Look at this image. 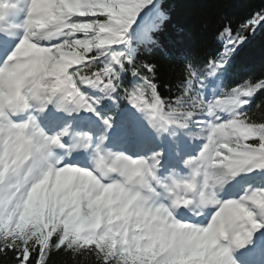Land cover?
Instances as JSON below:
<instances>
[{
    "label": "snow or ice",
    "instance_id": "obj_1",
    "mask_svg": "<svg viewBox=\"0 0 264 264\" xmlns=\"http://www.w3.org/2000/svg\"><path fill=\"white\" fill-rule=\"evenodd\" d=\"M170 21L164 0H0V264H264V75L216 79L264 5L222 17L174 92Z\"/></svg>",
    "mask_w": 264,
    "mask_h": 264
},
{
    "label": "trees",
    "instance_id": "obj_2",
    "mask_svg": "<svg viewBox=\"0 0 264 264\" xmlns=\"http://www.w3.org/2000/svg\"><path fill=\"white\" fill-rule=\"evenodd\" d=\"M171 14V21L159 34L163 50H157L153 58L159 65L160 81L175 91L180 78L182 59L199 57L210 46L213 32L222 17L238 24L251 11L264 5V0H164ZM233 73V74H232ZM239 80L248 76L264 75V31L249 36L237 50V55L227 69ZM163 90V89H162ZM264 96V91L258 99ZM255 118H264V111L254 109ZM53 264H77L67 255L53 258ZM78 264H92L90 258H80Z\"/></svg>",
    "mask_w": 264,
    "mask_h": 264
}]
</instances>
